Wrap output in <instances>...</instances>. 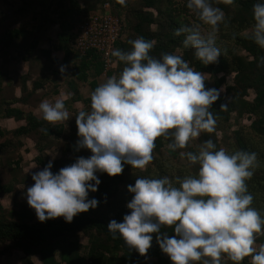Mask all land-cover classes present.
Masks as SVG:
<instances>
[{
    "label": "clouds",
    "instance_id": "1",
    "mask_svg": "<svg viewBox=\"0 0 264 264\" xmlns=\"http://www.w3.org/2000/svg\"><path fill=\"white\" fill-rule=\"evenodd\" d=\"M117 3L124 5L126 0ZM221 3L232 5L235 0H187V8L211 31L202 33L200 24L175 30L177 36L186 33L184 46L192 47L204 65L218 62L221 56L216 33L225 13L214 6ZM253 19L251 38L264 48V0L253 5ZM129 44L130 51L110 53L124 63L123 70L93 90L90 111L76 115L77 149L86 148L92 154L78 157L57 173L51 171V160L32 173L35 183L27 188L26 199L40 222L63 217L70 223L79 213L98 207L97 198L89 199L102 182L97 173L116 176L125 164L145 169L153 160L157 138H170L169 147L178 150L202 131H214L216 121L210 109L220 90L205 87L204 73L195 71L180 55L151 56L153 41L141 37ZM65 99L42 101L38 114L53 125L68 120ZM180 156L199 165L196 174L176 177L175 182L168 176L138 177L127 186L134 194L126 204L131 212L121 222L111 220L108 231L142 256L152 246L155 233L173 264H221L224 258L241 264L249 256L251 264H264V245L255 246L257 236L264 235V215L251 206L254 198L246 183L259 166L257 154L217 150L208 139L198 151H181ZM165 226L173 227L175 235L161 232Z\"/></svg>",
    "mask_w": 264,
    "mask_h": 264
},
{
    "label": "rangeland",
    "instance_id": "2",
    "mask_svg": "<svg viewBox=\"0 0 264 264\" xmlns=\"http://www.w3.org/2000/svg\"><path fill=\"white\" fill-rule=\"evenodd\" d=\"M109 2L123 20V34L118 49L130 51L129 41L142 37V33L155 35L154 43L164 44V49H152L151 56L160 58L164 53L180 55L189 65L205 75V87L220 90L219 98L211 106L216 121L214 131L201 134L191 140L184 149L172 150L170 138L161 136V147L153 150V160L145 169L128 165L122 172V181L117 189L94 209L93 215L108 220L117 212L131 210L126 207L133 193L128 185L135 184L138 177L162 178L168 176L175 182L176 177L195 175L199 165L191 164L180 152L198 151L206 140L212 139L216 148H224L232 153L237 148V138L253 140L261 146L258 133L264 127L263 113L256 106L258 94L264 95V48L258 45L259 58L256 69L246 68L238 72V57L252 61L248 50L254 25L253 5L260 0H235L232 5L218 4L225 13V21L216 33V46L221 50L218 62L204 65L194 55L192 47L183 44L186 33L175 35L182 26L200 24L202 33L211 27L199 21L197 15L186 6L187 0H156L150 8L146 0H126L121 5L117 0H77L74 22L94 10L100 3ZM70 6L69 0H0V221L23 223H46L62 217L40 222L35 210L26 199L27 188L35 181L32 173L42 170L53 161L51 171L69 166L80 156L89 157V149H77L78 127L76 115L80 111L91 110V93L94 85L118 75L124 63L115 58L116 66L104 73L98 71L97 60L92 58L87 80H77L75 73L81 64L83 54L74 45L57 40L62 12ZM153 16V17H152ZM145 18L152 22L144 21ZM178 21L180 25L176 23ZM18 31L13 44L8 39ZM160 34V36H159ZM255 42V41H254ZM61 48V49H60ZM48 50V52L46 51ZM65 53L64 61L63 54ZM60 58V59H58ZM58 67V70L55 67ZM61 67L65 69L61 72ZM221 77V78H220ZM220 83V84H218ZM36 84L41 87L35 89ZM73 85V86H72ZM242 86V91H232L229 87ZM72 87L77 88V92ZM239 92V93H238ZM66 98L65 105L69 119L48 122L44 127L32 130L23 119L8 118L10 108L23 110L26 115L38 114V106L44 100L54 102ZM221 105H226L221 108ZM36 116V117H37ZM26 126L21 131L20 127ZM246 150L247 149H240ZM100 184L109 181L107 173H97ZM179 186V185H177ZM252 207L264 215V201L253 202ZM161 232L175 235L173 227L165 226ZM152 246L146 256L134 248L117 245L105 234L79 231L50 241L44 246H34L27 241L0 240V264H85L91 256L98 264H173L169 256L162 252L153 233ZM264 245V235H258L256 247ZM221 264H234L224 258ZM241 264H251V256Z\"/></svg>",
    "mask_w": 264,
    "mask_h": 264
},
{
    "label": "trees",
    "instance_id": "3",
    "mask_svg": "<svg viewBox=\"0 0 264 264\" xmlns=\"http://www.w3.org/2000/svg\"><path fill=\"white\" fill-rule=\"evenodd\" d=\"M106 2V1H105ZM105 2L100 3L99 7L104 4ZM70 6L66 8L62 14L60 21L57 22L59 25V31L57 34V39L60 42L70 43L71 45H74L75 39H76V33L74 30L76 29V26L84 20L86 16H88L89 13L84 15L79 22H74L76 18V10L80 9L78 6L77 0H69ZM146 5L150 8H153L156 5V0H146ZM98 7V8H99ZM97 8V9H98ZM114 14H116L118 17L120 15L117 13L116 10H112ZM153 17V16H152ZM121 18V17H120ZM154 18H145L144 21L152 22ZM122 21V32L121 36L123 34L124 26H123V20ZM178 25L180 23L176 21ZM19 32L15 31L12 33L13 35L9 36L8 39V46H11L13 44L14 39L17 37ZM120 36V39H121ZM160 36V34H159ZM142 38L145 40L154 41L155 35H153L150 32L142 33ZM120 39L118 40L116 44V49H118V45L120 43ZM164 44L167 43H160L157 44L154 43V47L152 48L163 50ZM61 49V48H60ZM152 49L150 50V53L152 52ZM248 50L253 56L252 61H247L246 59H242L240 57L237 58L236 64L238 65V72L245 70L246 68H252L256 69V61L259 58V49L258 45L251 41V43L248 45ZM92 58H95L97 60V69L98 71L104 70L103 61L98 53L95 51H90L87 54L83 56V59L81 61L80 66L78 67V70L74 72L75 77L77 80L85 81L87 80L88 71L91 68L92 65ZM221 78V77H220ZM96 82L93 81L92 85H94L95 89L97 86L95 85ZM220 84V83H218ZM73 86V85H72ZM41 87L40 84H36L35 89ZM264 87V82H263ZM75 92H77L76 87H72ZM230 90L233 92L235 91H242L243 87L233 86L229 87ZM239 93V92H238ZM256 106H259L264 118V95L258 94L255 99ZM7 112V117H15L17 119H23L24 116H26L27 120V127L32 130H36L39 128L44 127L48 122L43 120L42 118H38L33 114H27L21 110L16 108H10ZM26 126L20 127V130H26ZM259 139L261 141V146L254 144L253 140H243L241 138H237V148L234 149L233 152L240 150V149H247L248 152H255L257 154V163L258 167L254 169V175L251 177V179L247 180V186H248V192L252 194L253 196V202L260 203L262 200L264 201V127L262 130L259 131L258 135ZM156 147L154 148L159 149L161 147V139L160 137L156 139L155 141ZM218 150V149H217ZM129 164H125L124 168H126ZM124 170V169H123ZM122 181V173L118 174L116 176H109V181L104 182L99 185L98 190L96 192H90L89 193V199L95 197L97 198L101 204L103 200L105 199V196L108 197L114 189H117V185L121 183ZM253 204V203H252ZM252 206V205H251ZM94 209H90L87 212H82L76 215L72 222H66L64 218L54 219L51 221H48L46 223H23V222H2L0 221V240H17V241H27L33 244L34 246H44L50 241L57 240L61 237H64L66 235H71L79 231H90L94 230L96 232L105 234L109 239L113 240L117 245H123L126 248H131L127 244L124 243L123 239L119 235H113L108 231L107 225L108 223L115 219L117 222H121L123 220V216L126 214L125 211H119L117 212L112 218L105 220L100 217L93 215ZM88 259H91L94 264H98L91 256H89ZM86 264V262H85Z\"/></svg>",
    "mask_w": 264,
    "mask_h": 264
},
{
    "label": "built area",
    "instance_id": "4",
    "mask_svg": "<svg viewBox=\"0 0 264 264\" xmlns=\"http://www.w3.org/2000/svg\"><path fill=\"white\" fill-rule=\"evenodd\" d=\"M74 46L83 55L90 51L98 53L103 61L104 73L114 69L115 57L111 51L116 49V44L122 32L121 18L113 13L111 4L105 2L98 9L90 12L80 22L76 29ZM86 264H94L91 259Z\"/></svg>",
    "mask_w": 264,
    "mask_h": 264
},
{
    "label": "crops",
    "instance_id": "5",
    "mask_svg": "<svg viewBox=\"0 0 264 264\" xmlns=\"http://www.w3.org/2000/svg\"><path fill=\"white\" fill-rule=\"evenodd\" d=\"M57 34H58V32H56V37H57ZM58 40V39H57ZM47 52H48V50H46ZM62 54H63V61H64V57H65V53L64 52H61ZM58 59H60V58H58ZM55 69H57L58 70V67L56 66L55 67ZM37 116V115H36ZM38 118H41L40 116H37ZM8 118H11V117H8ZM13 118H15V117H13ZM16 119V118H15ZM20 120V119H19Z\"/></svg>",
    "mask_w": 264,
    "mask_h": 264
}]
</instances>
